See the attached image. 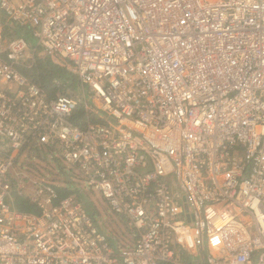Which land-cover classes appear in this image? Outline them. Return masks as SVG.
Returning <instances> with one entry per match:
<instances>
[{
    "label": "built area",
    "instance_id": "2783aa9c",
    "mask_svg": "<svg viewBox=\"0 0 264 264\" xmlns=\"http://www.w3.org/2000/svg\"><path fill=\"white\" fill-rule=\"evenodd\" d=\"M39 50L81 95L20 71ZM31 149L76 168L131 245L18 171ZM0 264H264V0H0Z\"/></svg>",
    "mask_w": 264,
    "mask_h": 264
},
{
    "label": "rangeland",
    "instance_id": "374dc122",
    "mask_svg": "<svg viewBox=\"0 0 264 264\" xmlns=\"http://www.w3.org/2000/svg\"><path fill=\"white\" fill-rule=\"evenodd\" d=\"M32 46H36L37 40H31ZM44 52H38V56ZM85 93L88 94L87 89H84ZM72 92L76 95H81L82 91L76 83L70 89L66 91ZM40 152V151H39ZM20 161L24 164L21 166V163L17 162V170H25L26 174L30 180H46L51 183L62 182L63 185L67 183L75 187L79 192H81L82 198L86 204L90 205V212L94 214V220L96 225L110 238L115 239L119 244L130 246L129 242L131 241L130 233L126 227L124 220L110 210L106 202L103 200L101 195L94 190L89 189L83 177L79 171L66 164H61L62 171L50 155L43 154L42 159L39 160L37 157L27 156V151H24L23 154H20ZM29 168V169H28ZM62 172V173H61ZM60 174V175H59Z\"/></svg>",
    "mask_w": 264,
    "mask_h": 264
},
{
    "label": "trees",
    "instance_id": "16d2710c",
    "mask_svg": "<svg viewBox=\"0 0 264 264\" xmlns=\"http://www.w3.org/2000/svg\"><path fill=\"white\" fill-rule=\"evenodd\" d=\"M16 33L24 36V34L21 32ZM25 37H28V35ZM19 69L32 82L43 88V91L49 99H54L57 95L66 94V91L77 83V80L72 73L53 63L49 57L45 55L42 56V54L36 56L34 62H30L29 65L20 67ZM87 118L90 119V115L85 111L84 107L80 105L74 112L71 121L75 125H82L85 123V119ZM43 154L49 155L47 153H39L38 150L35 149H31L28 152V156L37 157L39 160L42 159ZM52 161L58 165L60 171L63 170L61 163L57 158L52 157ZM54 188L57 194L56 202L65 197L74 196L79 202L82 203L86 212L94 219V214L90 212V205L85 203L81 192H79L75 187L69 185L68 183L63 185L62 182L58 181L55 182ZM12 198L14 206L19 211L32 214L38 213L36 206H34V204L31 203V201L26 196H19L17 193L13 192Z\"/></svg>",
    "mask_w": 264,
    "mask_h": 264
}]
</instances>
